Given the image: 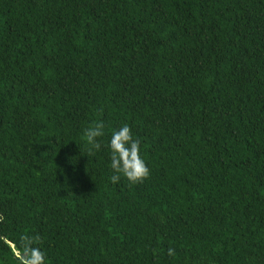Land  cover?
I'll return each mask as SVG.
<instances>
[{
  "label": "trees",
  "instance_id": "16d2710c",
  "mask_svg": "<svg viewBox=\"0 0 264 264\" xmlns=\"http://www.w3.org/2000/svg\"><path fill=\"white\" fill-rule=\"evenodd\" d=\"M23 233L46 264H264V0H0V264Z\"/></svg>",
  "mask_w": 264,
  "mask_h": 264
},
{
  "label": "clouds",
  "instance_id": "9594fccd",
  "mask_svg": "<svg viewBox=\"0 0 264 264\" xmlns=\"http://www.w3.org/2000/svg\"><path fill=\"white\" fill-rule=\"evenodd\" d=\"M106 134L105 124L102 120L89 124L82 133L85 142L86 153L94 156L102 147L101 138ZM141 141L134 138L131 128L124 124L111 132L107 147L110 153V168L113 175L110 180L113 184L121 178L125 179L130 186L141 184L150 176L141 156ZM42 238L38 233H23L17 241L18 264H46V256L41 248ZM169 257L176 255L175 249L167 250Z\"/></svg>",
  "mask_w": 264,
  "mask_h": 264
}]
</instances>
